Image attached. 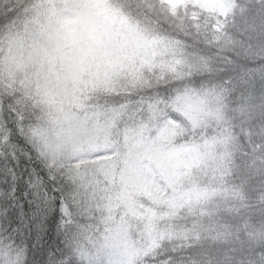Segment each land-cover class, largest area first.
I'll list each match as a JSON object with an SVG mask.
<instances>
[{
	"label": "snow or ice",
	"instance_id": "snow-or-ice-1",
	"mask_svg": "<svg viewBox=\"0 0 264 264\" xmlns=\"http://www.w3.org/2000/svg\"><path fill=\"white\" fill-rule=\"evenodd\" d=\"M0 264H264V0H0Z\"/></svg>",
	"mask_w": 264,
	"mask_h": 264
}]
</instances>
